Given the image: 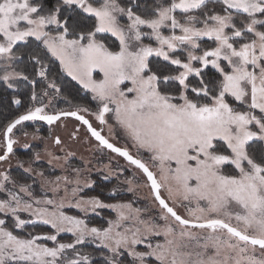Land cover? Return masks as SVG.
<instances>
[{
    "label": "rangeland",
    "instance_id": "1",
    "mask_svg": "<svg viewBox=\"0 0 264 264\" xmlns=\"http://www.w3.org/2000/svg\"><path fill=\"white\" fill-rule=\"evenodd\" d=\"M157 1L158 16L150 19L116 0L84 3L97 17L96 32L118 38V51L94 34L86 42L66 32L45 35L50 53L96 103L94 109L69 107L144 161L162 196L183 218L220 220L264 240V167L247 146L252 140L264 143V121L246 110L264 116V0ZM210 1L246 15L211 14L203 8ZM36 11L31 0H0V80L13 89L23 77L13 67L14 45L40 38L59 23L56 12ZM246 33L253 38L241 46L230 40L247 38ZM206 39H215L216 46L204 49ZM152 56L181 67L175 79L185 89L189 76L212 67L223 77L219 95L199 104L182 93L175 102L148 71ZM39 76L45 78L43 66ZM47 82L49 90L33 93L32 109L56 112L63 95ZM4 138L0 135V153L6 150ZM10 139L13 149L0 160V264H100L97 248L105 250L102 264H264V245L220 226L176 220L158 203L144 172L101 146L77 119L61 118L45 131L21 124ZM220 142L230 155L219 152ZM104 195L114 200L101 199ZM36 223L53 231L30 235L26 226ZM64 234L73 240L58 242Z\"/></svg>",
    "mask_w": 264,
    "mask_h": 264
},
{
    "label": "trees",
    "instance_id": "2",
    "mask_svg": "<svg viewBox=\"0 0 264 264\" xmlns=\"http://www.w3.org/2000/svg\"><path fill=\"white\" fill-rule=\"evenodd\" d=\"M116 1L121 8L130 9L135 15L141 18L150 19L158 16L157 0ZM86 2L95 6H100L104 3L103 0H83L80 3H71L65 0H31V4L37 8L36 13L38 15L47 16L56 12L59 23L58 25L48 26L46 32L40 38L29 37L26 41L17 42L14 45L12 53L17 59L13 63V67L21 72L23 77L14 82L16 85L15 89L9 87L6 82L0 80V135L5 133L7 126L15 118L24 113L36 111L32 109V95L35 92L41 93L46 89L49 90L50 86L47 81L53 82L58 86L61 95H63V98L59 99L55 105L58 111L76 110V108L69 107L70 105H74L75 107L85 106L89 109L95 108L96 103L94 102L92 93L87 91L64 71L61 62L50 53L44 43V37L46 34H59L66 32L68 38L77 39L82 36L84 42L88 40L90 34H94V37L101 41L110 51H118L121 46L119 44L120 41L116 36L110 33L96 32L97 17L88 14L83 9V5ZM163 2L166 5H171L174 0H163ZM203 8L207 9L211 14H235L238 18L241 15H246L241 12L234 13L228 11L218 1H210L204 4ZM260 16L261 18H264V11ZM262 28L264 30V25H262ZM246 36L247 38L235 37L230 40L235 46H241L245 42L251 41L253 38L252 34L246 33ZM206 40L207 41L203 43L204 49L209 50L216 46L215 39ZM223 62L225 63V61ZM42 66L45 68V78L39 76V68ZM148 66V71L156 74L158 77L159 91L164 95L172 96L175 102L180 103L181 100L178 98L182 93H185L186 97L190 100L199 104H209L211 103L212 98L217 97L221 91L223 77L220 72L214 70L210 66L203 68L199 75L189 76L186 82V85L188 86L186 89L175 79V76L182 70L178 65L169 62L162 57L152 56ZM14 99H19L20 103L16 104ZM227 102L232 106L238 105L233 99L228 97ZM246 110H250L255 117L264 121V116L259 110L251 107L246 108ZM21 124L29 131H34L38 126H41L43 131L48 129L46 121L26 120L18 124L16 127ZM16 127H14L13 130H15ZM218 145H223V149L219 152L224 155H230V151L224 146L226 145L225 143L220 142ZM247 146L248 154L251 158L264 167L263 141L252 140ZM215 148H218V146L216 145ZM215 151H217V149ZM25 153L28 155L25 159H29L30 153L28 151ZM11 171L15 175L19 170L11 169ZM109 185H111V183H109ZM107 188L111 189L112 187ZM101 199H106L107 201L114 200L112 196L108 195H104ZM106 223L107 222L105 221L104 225ZM26 228L30 229V235L53 231L49 225H44L43 223L27 225ZM56 240L58 242L72 241L73 238L70 235L64 234V236H58ZM91 248H93V246ZM93 252H96L94 256L97 258L98 263L102 264V256H104L105 250L97 248L96 251Z\"/></svg>",
    "mask_w": 264,
    "mask_h": 264
},
{
    "label": "water",
    "instance_id": "3",
    "mask_svg": "<svg viewBox=\"0 0 264 264\" xmlns=\"http://www.w3.org/2000/svg\"><path fill=\"white\" fill-rule=\"evenodd\" d=\"M72 117L74 119L79 120L82 122L87 130L91 133V135L98 139L100 144L111 151L115 152L118 155H121L123 158H125L127 161L133 163L136 167L140 168L144 174L146 175L153 194L158 201V203L165 208L167 212H169L176 220L179 222L190 225V226H220L234 235L251 241L253 243H257L260 245H264V240L251 237L243 233L242 231L232 227L231 225L220 221V220H215V221H207V222H196L190 219L183 218L180 214L177 213V211L168 203V201L162 196L160 189H161V184L159 183L154 171L151 170V168L140 158L136 157L133 155L129 150L120 147L119 145H116L112 141H110L108 138L100 134V131L95 129L92 124L90 123L89 119L82 113L76 111V110H63V111H57V112H51V113H41L40 111H30L27 113H24L17 118H15L6 128L4 136L7 141V149L6 151L0 156V160H4L9 154L11 153L13 149V142L10 140V135L18 124H20L23 121L26 120H38V121H46L47 123H55L57 120L61 118H68Z\"/></svg>",
    "mask_w": 264,
    "mask_h": 264
},
{
    "label": "flooded vegetation",
    "instance_id": "4",
    "mask_svg": "<svg viewBox=\"0 0 264 264\" xmlns=\"http://www.w3.org/2000/svg\"><path fill=\"white\" fill-rule=\"evenodd\" d=\"M77 111V110H76ZM78 112H80L79 110H78ZM48 113H51V112H48ZM80 113H82V112H80ZM83 114V113H82ZM85 115V114H84ZM86 116V115H85ZM87 118H88V116H86ZM89 119V118H88ZM79 121V120H78ZM89 121H90V123L92 124V122H91V120L89 119ZM80 122V121H79ZM82 125H84L82 122H80ZM49 123H47V125H48ZM51 124H54V123H51ZM85 126V125H84ZM92 126H93V124H92ZM86 127V126H85ZM94 127V126H93ZM95 129H97L96 127H94ZM98 131H100V134H102V131L100 130V129H97ZM103 136H105L104 134H102ZM5 137V136H4ZM10 137H11V135H10ZM106 137V136H105ZM107 138V137H106ZM96 139V138H95ZM11 140V139H10ZM98 142H99V140L98 139H96ZM4 141H5V143H6V149H7V141H6V139L4 138ZM99 144H100V142H99ZM0 145H1V143H0ZM101 145V144H100ZM102 146V145H101ZM6 151V150H5ZM3 153H0V156L2 155ZM13 169V168H12ZM11 171V170H10Z\"/></svg>",
    "mask_w": 264,
    "mask_h": 264
}]
</instances>
